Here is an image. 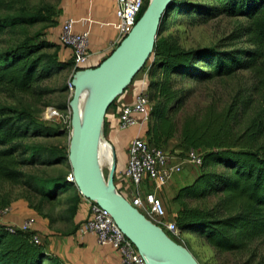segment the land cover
Listing matches in <instances>:
<instances>
[{
	"label": "trees",
	"instance_id": "trees-1",
	"mask_svg": "<svg viewBox=\"0 0 264 264\" xmlns=\"http://www.w3.org/2000/svg\"><path fill=\"white\" fill-rule=\"evenodd\" d=\"M16 2L0 0V10L11 11ZM172 7L162 20L154 53L144 68L149 70L147 96L152 104L147 139L164 148L180 135L181 145L202 152L201 174L174 199L183 209L177 220L179 231L201 238L216 254L243 252L264 237V132H253L254 125L240 126V106L235 102L221 106L211 101L196 112H186L181 122L173 115L194 94L186 83L224 79L241 70L255 73L264 82V0H173ZM53 15V5L45 3L31 12L0 17V36L19 27L51 22ZM180 16L204 22L246 18L248 24L240 29V38L249 47L184 49L173 36L160 39L169 22ZM58 48L54 42L26 38L1 51L0 91L31 93L36 85L71 68L73 61H61ZM51 92L43 89L41 94ZM62 136L59 127L39 121L28 108L0 107V180L28 186L43 197L65 188L63 178L36 186L35 178L24 172L67 160L68 147L36 142ZM76 195L72 216L81 200V194ZM33 237L32 231L12 232L0 224V264H66Z\"/></svg>",
	"mask_w": 264,
	"mask_h": 264
},
{
	"label": "rangeland",
	"instance_id": "rangeland-1",
	"mask_svg": "<svg viewBox=\"0 0 264 264\" xmlns=\"http://www.w3.org/2000/svg\"><path fill=\"white\" fill-rule=\"evenodd\" d=\"M60 2L61 0H17L13 10H0V17H7L16 15L22 10L31 12L45 3H51L54 7V15L51 22L19 27L1 35L0 52L16 46L26 38H32L36 41L47 40L54 42L52 36L59 25L57 9ZM247 24L248 20L242 17H220L204 22L199 19L192 20L188 16H180L174 22H169L167 31L162 34L160 39L163 40L173 36L184 49L217 48L230 50L247 48L249 46L246 39L240 38V29ZM59 50L60 47L58 48V53ZM144 70L146 69L141 70V72ZM67 71L68 69L36 85L35 90L31 93L12 94L0 91V107L16 106L28 108L39 121L54 128L59 127L62 130L63 136L60 138L49 141L37 140L36 142H49L70 147L72 118L69 109L74 91L69 89L71 81L68 82L69 73ZM185 86L191 88L194 94L183 107L174 113L173 116L179 122L182 121V117L186 112H196L211 101H216L221 106L235 102L240 106V126L244 128L254 125L253 132H264V120H260L264 119V82H261L255 73L241 70L236 75L228 78L189 82ZM43 89L52 90L53 92L42 95L41 91ZM50 110L57 111L61 118L56 120L48 119L46 115ZM253 121L255 122L253 123ZM103 136L104 140L109 143L105 131ZM113 150L115 155L114 167H116V151L115 149ZM103 171L107 181L112 169L109 165H106ZM24 172L35 178L34 185L36 186L43 184L41 182L48 179L63 178L66 181L65 188L50 193L51 196L43 197L28 186L0 180L2 221L6 218H22L32 214L34 218L47 220V225L52 235H62V233H65L62 225L72 217L70 209L77 201L76 192L78 191L73 182L69 183V179L73 176L69 157L59 165H41L25 168ZM185 235L182 236V241H178L179 244L188 248L200 264H264V237L251 244L243 252L216 254L201 238L195 235H186L187 237H184Z\"/></svg>",
	"mask_w": 264,
	"mask_h": 264
},
{
	"label": "crops",
	"instance_id": "crops-1",
	"mask_svg": "<svg viewBox=\"0 0 264 264\" xmlns=\"http://www.w3.org/2000/svg\"><path fill=\"white\" fill-rule=\"evenodd\" d=\"M57 14L59 25L53 32L52 40L60 47L59 58L63 62H72V51L60 43L62 25L66 20L74 22L73 31L75 34L89 33V59L81 67L82 69L99 66L121 43L114 29V24L117 22V0H61ZM67 72L69 73L68 82H70L76 72L73 62ZM146 73L144 70L138 74L131 87L115 100L105 119V134L110 145L116 151L114 179L121 192H124L128 187L122 178V173L126 168L131 143L136 137L147 139L148 127L122 130L119 125L120 113L124 107L133 105L141 95L147 94L149 78ZM164 149L172 157L177 159L180 157L182 160L186 159L190 151V148L181 145L180 135L170 140ZM200 174L201 167L197 168L186 164L183 173L174 174L165 186L159 188L156 184L145 181L137 191L145 206L153 196L161 197L167 208V216L163 222L177 223L183 209L175 203L174 199L182 188L193 184ZM77 193L79 192L77 191ZM32 217L34 216L29 214L22 218H6L4 221L1 219L0 224L18 229ZM88 218L89 202L81 196L77 213L62 225L65 233L57 236L52 235L47 220L38 218H36L37 223L32 232L49 254L59 257L66 264H123L120 255L111 247L100 246L93 234H81L80 229Z\"/></svg>",
	"mask_w": 264,
	"mask_h": 264
},
{
	"label": "water",
	"instance_id": "water-1",
	"mask_svg": "<svg viewBox=\"0 0 264 264\" xmlns=\"http://www.w3.org/2000/svg\"><path fill=\"white\" fill-rule=\"evenodd\" d=\"M172 3L173 0H151L132 31L105 61L95 68L82 69L73 75L70 82L74 94L70 101L72 140L69 161L74 184L81 196L108 211L123 234L140 252L144 253L145 247H151L164 257L166 263L200 264L188 248L175 242L118 193L114 181L112 188L99 184L93 170L97 141L104 134L109 109L146 67L154 53L162 20L174 9ZM89 79L108 85V89L83 124L80 101L84 83ZM148 264H151L149 260Z\"/></svg>",
	"mask_w": 264,
	"mask_h": 264
},
{
	"label": "built area",
	"instance_id": "built-area-1",
	"mask_svg": "<svg viewBox=\"0 0 264 264\" xmlns=\"http://www.w3.org/2000/svg\"><path fill=\"white\" fill-rule=\"evenodd\" d=\"M151 0H117V22L114 29L120 42L132 31L138 20L142 17ZM74 22L66 20L62 25L60 43L63 47L72 51V61L75 70H81L88 59L89 33L75 34ZM148 68L146 74L148 75ZM69 89L73 91L71 83ZM70 114L72 118L71 109ZM152 104L147 94L141 95L133 105L124 107L120 113V128L126 130L133 127L146 128L151 122ZM47 118L56 120L61 118L55 110L47 113ZM203 163V155L200 150L190 149L185 160L180 157H172L164 148L157 147L147 139L136 137L129 148L128 159L122 178L128 184L124 192L119 190L115 179L114 184L118 193L124 196L147 219L162 228L171 238L182 241V234L177 223H164L167 216V208L161 197L153 196L145 206L137 189L145 181H149L163 187L169 183L174 174H181L186 164L200 168ZM115 176V174H114ZM69 182L74 183L73 176ZM89 218L80 229L82 235L93 234L97 243L103 247H111L121 257L123 264H148L146 255L140 252L131 240H129L117 226L108 211L102 209L96 202L89 201ZM1 221V211H0ZM36 218L26 220L18 228H10L12 232L20 230L31 232L36 225ZM35 243L40 244L37 237H33Z\"/></svg>",
	"mask_w": 264,
	"mask_h": 264
},
{
	"label": "bare ground",
	"instance_id": "bare-ground-1",
	"mask_svg": "<svg viewBox=\"0 0 264 264\" xmlns=\"http://www.w3.org/2000/svg\"><path fill=\"white\" fill-rule=\"evenodd\" d=\"M107 89L108 85L98 83L92 79H89L84 83L80 101V112L83 124L86 123L96 104L100 101ZM106 165H109L112 169L107 181L105 180L103 171ZM114 165L115 155L113 147L106 140H104L103 135L101 134L97 141L93 160V170L99 184L108 188L113 187L112 177L115 170ZM143 252L146 254V257L151 264H169L165 262L164 257L161 256L160 253L151 247H145Z\"/></svg>",
	"mask_w": 264,
	"mask_h": 264
}]
</instances>
